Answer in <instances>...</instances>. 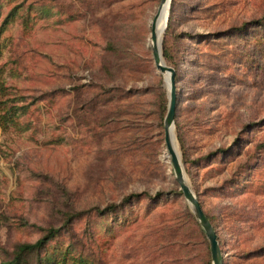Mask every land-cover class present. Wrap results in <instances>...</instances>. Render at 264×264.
<instances>
[{"label":"rangeland","instance_id":"obj_1","mask_svg":"<svg viewBox=\"0 0 264 264\" xmlns=\"http://www.w3.org/2000/svg\"><path fill=\"white\" fill-rule=\"evenodd\" d=\"M159 4L0 0V262L61 227L57 252L76 245L63 264H209L165 147ZM160 48L175 150L222 264H264V0H170ZM88 248L98 260L78 259Z\"/></svg>","mask_w":264,"mask_h":264},{"label":"trees","instance_id":"obj_2","mask_svg":"<svg viewBox=\"0 0 264 264\" xmlns=\"http://www.w3.org/2000/svg\"><path fill=\"white\" fill-rule=\"evenodd\" d=\"M171 23L169 22L167 32H170L171 30ZM164 57L168 62H171L169 56V52L167 48L164 47ZM165 102L166 98L164 95L163 102H162V112L165 110ZM3 120H6L5 115L0 116ZM4 123V122H2ZM177 138L180 142V144L183 146V138L179 132L176 133ZM184 148V147H183ZM180 193V192H179ZM158 195H163L161 193H158ZM157 195V196H158ZM143 196V193H132L126 196L124 199H122L120 204H110L107 205L104 208H93V211L95 213L99 214L100 218H104L107 215H111V213H118L121 211V209H124L126 205H129L130 203H134L135 201L141 199ZM148 197V196H147ZM149 198V197H148ZM85 215V212L76 214L75 218ZM95 216V215H94ZM208 216V219L211 221V218ZM73 219V216H68L66 220V225L71 222ZM67 227V226H64ZM62 228L61 227H48L43 230L42 235L34 242H22L19 244H16L9 253V256L6 260L1 261L0 264H63L67 262V255L73 253L74 248H76V245L74 242H68L66 249L63 251V253H58L57 250L60 248L61 241H59V238L62 236L61 233ZM74 248H73V247ZM79 251V250H78ZM80 253L77 255L78 259H82L85 256L92 257V260L96 261L98 258L95 259L94 255H97L94 252V249L88 248V250H80ZM87 258V257H85ZM210 253L207 255V262L210 264ZM90 262V260H89ZM92 264V261L90 262Z\"/></svg>","mask_w":264,"mask_h":264},{"label":"water","instance_id":"obj_3","mask_svg":"<svg viewBox=\"0 0 264 264\" xmlns=\"http://www.w3.org/2000/svg\"><path fill=\"white\" fill-rule=\"evenodd\" d=\"M165 3H167V10H168L170 0H160V4L152 18L150 39L153 42V44L151 45V49H152V56L155 67L161 73L163 74L167 73L168 75V77L165 78L166 86L168 88V106H167L166 115L164 117V141H165L166 152L169 156V160L171 162L173 173L175 175V179L179 186V189L181 190L184 198L189 203L195 218L199 222L200 226L202 227L209 241L212 264H222V255L219 248L216 232L210 220L208 219V216L202 209L200 202L198 201L195 193L188 185L180 158L172 148V144L170 141V129H174V117H175V109H176L175 70L173 67L165 63H162L160 53L156 45L154 44L156 41V33H155L156 26L162 13V7ZM167 20H168V16H167Z\"/></svg>","mask_w":264,"mask_h":264},{"label":"bare ground","instance_id":"obj_4","mask_svg":"<svg viewBox=\"0 0 264 264\" xmlns=\"http://www.w3.org/2000/svg\"><path fill=\"white\" fill-rule=\"evenodd\" d=\"M167 16H168L167 3H165L162 7V13H161V16L158 20L157 26H156V32H155L156 33V41L154 43L156 45L159 53H160L162 63H164V62L162 59L160 44H161L162 35H163L165 28H166V25H167ZM150 44L151 45L153 44L151 39H150ZM165 76H166V78L168 77L167 73H165ZM170 141L172 144V148L177 153V151L175 150L173 129H170ZM168 158H169V156H168Z\"/></svg>","mask_w":264,"mask_h":264}]
</instances>
